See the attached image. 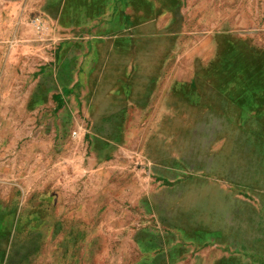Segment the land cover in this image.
<instances>
[{"label": "rangeland", "instance_id": "1", "mask_svg": "<svg viewBox=\"0 0 264 264\" xmlns=\"http://www.w3.org/2000/svg\"><path fill=\"white\" fill-rule=\"evenodd\" d=\"M0 1V264H264V0Z\"/></svg>", "mask_w": 264, "mask_h": 264}, {"label": "crops", "instance_id": "2", "mask_svg": "<svg viewBox=\"0 0 264 264\" xmlns=\"http://www.w3.org/2000/svg\"><path fill=\"white\" fill-rule=\"evenodd\" d=\"M0 1V7H1ZM1 15V14H0ZM1 73V72H0ZM198 258L196 257L187 258V259H178L173 260L168 257H161L158 259V262L161 264H220V258H222V253L220 248L211 247V246H204L197 252ZM192 259V260H191ZM156 260V259H155ZM217 260H219L218 263Z\"/></svg>", "mask_w": 264, "mask_h": 264}]
</instances>
